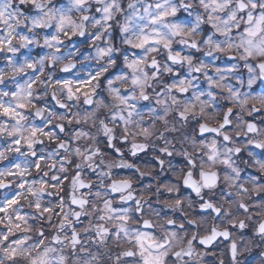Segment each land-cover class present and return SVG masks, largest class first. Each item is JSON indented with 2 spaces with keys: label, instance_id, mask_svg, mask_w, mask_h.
Segmentation results:
<instances>
[{
  "label": "clouds",
  "instance_id": "obj_1",
  "mask_svg": "<svg viewBox=\"0 0 264 264\" xmlns=\"http://www.w3.org/2000/svg\"><path fill=\"white\" fill-rule=\"evenodd\" d=\"M0 264H264V0H0Z\"/></svg>",
  "mask_w": 264,
  "mask_h": 264
}]
</instances>
